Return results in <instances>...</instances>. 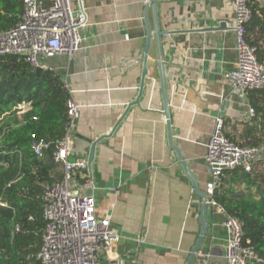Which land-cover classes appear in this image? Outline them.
<instances>
[{"label":"crops","instance_id":"obj_1","mask_svg":"<svg viewBox=\"0 0 264 264\" xmlns=\"http://www.w3.org/2000/svg\"><path fill=\"white\" fill-rule=\"evenodd\" d=\"M79 2L87 18L79 48L44 62L78 105L69 159L89 160L95 142L88 163L96 215L119 233L116 257L101 262L227 264L223 215L202 199L205 144L218 114L231 140L261 141L248 94L224 79L235 61L232 0H157L158 45L152 0H71L72 7ZM256 31L246 28L248 40ZM250 175L248 187L227 172L220 184L255 192L264 159Z\"/></svg>","mask_w":264,"mask_h":264},{"label":"built area","instance_id":"obj_2","mask_svg":"<svg viewBox=\"0 0 264 264\" xmlns=\"http://www.w3.org/2000/svg\"><path fill=\"white\" fill-rule=\"evenodd\" d=\"M22 1L20 20L0 31V55H20L34 67L52 70L44 58L57 54L71 57L75 53L82 40L81 29L86 25V13L80 2L72 7L71 0H51L48 4H42V0ZM232 2L235 61L232 69L224 74V79L231 89L247 93L264 88V64L257 59V46L250 43L246 35V24L253 13L252 4L264 6V0ZM68 91L64 135L53 142L51 151L53 163L62 166V177L45 186L41 195L44 225L40 230L41 241L34 264H103L101 259L116 257L119 233L111 227L109 217L96 215L95 185L87 158L74 156L69 159L73 154V127L78 105ZM26 107V104L18 105L21 111ZM247 112L254 115L252 107ZM50 145L43 139L30 143L38 157H43ZM205 148L209 180L205 184L203 203L223 215L222 224L227 232L223 256L227 264L264 262L255 254L249 240L243 243L242 223L228 215L214 198L225 171L241 168L250 173L253 166L264 159V142L240 145L231 140L224 131L223 118L218 114ZM27 219L32 220V216L28 215ZM19 228L15 224L13 232L17 233Z\"/></svg>","mask_w":264,"mask_h":264},{"label":"trees","instance_id":"obj_3","mask_svg":"<svg viewBox=\"0 0 264 264\" xmlns=\"http://www.w3.org/2000/svg\"><path fill=\"white\" fill-rule=\"evenodd\" d=\"M251 8L252 18L246 28L257 31L247 40L257 46V59L264 64V6L254 3ZM22 9V0H0V31L15 25ZM247 94L261 141L251 138L237 142L240 145L264 142V88ZM68 97L69 91L57 72L34 67L20 55H0V264L35 263L44 225L41 195L45 186L62 177L51 151L53 142L64 135ZM20 104H26V109L21 111ZM40 139L51 143L43 157L30 147L32 140ZM225 172L231 175V183L238 181L246 187L255 179L241 168ZM223 184L214 198L228 215L242 223L243 243L249 240L255 254L264 260V182L256 184L255 192L235 191L232 186L223 188ZM15 224L20 227L17 233L13 232Z\"/></svg>","mask_w":264,"mask_h":264},{"label":"water","instance_id":"obj_4","mask_svg":"<svg viewBox=\"0 0 264 264\" xmlns=\"http://www.w3.org/2000/svg\"><path fill=\"white\" fill-rule=\"evenodd\" d=\"M157 0H152V2H153V14H154V19H155V26H154V32H153V36L155 37V40H156V43H157V45L159 44V37H160V31H159V28H158V25H157V22H156V15H155V2H156ZM173 21H174V18H173ZM148 37H150V35H148ZM158 65H159V67H160V69H161V67H162V63H161V60L159 59V61H158ZM147 72H146V67L144 66V68H143V76H145V74H146ZM163 88H164V90H165V86L163 85ZM165 116H166V123H167V126H168V140H169V142H171L170 143V145H171V147L174 149V150H176V152H177V155H178V158L180 159L181 158V155H180V151H179V149H177V147H173V144H172V141H171V132H170V128H169V120H168V114H167V111H166V108H165ZM94 148H95V142H93L92 144H91V148H90V152H89V160H88V162L90 163L91 162V159H92V156H93V151H94ZM183 164V163H182ZM202 199H204V195H202ZM204 204V203H203Z\"/></svg>","mask_w":264,"mask_h":264}]
</instances>
